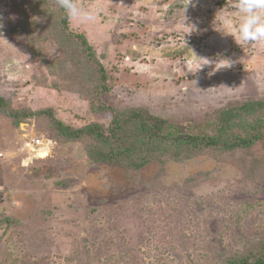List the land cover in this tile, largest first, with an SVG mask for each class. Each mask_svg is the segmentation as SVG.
<instances>
[{
  "label": "rangeland",
  "instance_id": "374dc122",
  "mask_svg": "<svg viewBox=\"0 0 264 264\" xmlns=\"http://www.w3.org/2000/svg\"><path fill=\"white\" fill-rule=\"evenodd\" d=\"M233 2L76 0L94 19H70V28L86 36L102 81L77 72L72 52L61 58L63 34L48 38L40 13L25 16L28 1L22 10L0 0V111L49 110L64 124L107 126L109 109L93 112L92 102L146 108L213 134L217 111L264 103V40L239 45L228 35L221 16L238 20ZM23 24L26 34L17 32ZM43 127L0 114V264H223L264 242V181L250 183L240 169L257 159L264 166L263 140L170 161L151 190L156 163L139 175L94 167L83 144H59ZM191 178L199 184L185 185Z\"/></svg>",
  "mask_w": 264,
  "mask_h": 264
},
{
  "label": "trees",
  "instance_id": "16d2710c",
  "mask_svg": "<svg viewBox=\"0 0 264 264\" xmlns=\"http://www.w3.org/2000/svg\"><path fill=\"white\" fill-rule=\"evenodd\" d=\"M16 1L22 10L25 6L23 1H28L24 8L27 18L40 13L41 17L46 19L43 29L48 38L53 37L51 33L54 37L63 34L61 42L65 41L64 44H68L67 49L71 51L62 50L61 58L72 52L78 59L75 67L77 72L102 81L107 80L105 69L86 36L70 28V19L63 9L58 7L56 0ZM23 22H26L27 28L33 27L27 24V20ZM25 30L23 24L17 32L26 34ZM102 90L107 91L105 87ZM90 105L93 112L100 113L104 109H109L111 118L107 126L100 123H84L80 126L64 124L49 110L9 112V114H5L2 110L3 113L0 111V114L12 119L16 126L32 120L41 123L45 134L59 144L69 142L83 144L87 157L94 167L100 164L118 166L139 175L142 169L156 163L157 172L148 184L151 190L152 185H159L160 178L164 175V168L170 161L182 163L212 152L225 154L230 150L252 146L259 140L264 141V129L261 131L262 127L264 128V103L247 102L217 111L214 115L215 120L210 126L213 134L203 132V129L196 124L175 125L168 119L152 114L146 108L115 110L103 104L95 105L90 102ZM0 106L6 107L7 103L0 100ZM251 116L255 117L254 123L257 124L252 125L249 122L248 118ZM206 128L207 126L204 127ZM223 159L226 157L224 156ZM260 161V159L250 160V165L244 164L240 168L247 173L246 177L243 176L250 183L256 179L264 181V166L259 163ZM198 180L199 178H191L185 185L196 186L199 184ZM223 264H264V242L244 246L243 252L224 257Z\"/></svg>",
  "mask_w": 264,
  "mask_h": 264
},
{
  "label": "clouds",
  "instance_id": "9594fccd",
  "mask_svg": "<svg viewBox=\"0 0 264 264\" xmlns=\"http://www.w3.org/2000/svg\"><path fill=\"white\" fill-rule=\"evenodd\" d=\"M56 3L73 21L87 23L94 19V13L82 8L76 0H56ZM232 7L238 13V20L230 14L221 16V23L228 30V35L233 36L234 33L233 37L239 45L264 40V0H234ZM229 66L228 63L221 67Z\"/></svg>",
  "mask_w": 264,
  "mask_h": 264
},
{
  "label": "built area",
  "instance_id": "2783aa9c",
  "mask_svg": "<svg viewBox=\"0 0 264 264\" xmlns=\"http://www.w3.org/2000/svg\"><path fill=\"white\" fill-rule=\"evenodd\" d=\"M31 144H32L33 146H35V147H37V148H41V149H43V148H44V145H45V143H43V142L40 141V140L33 141Z\"/></svg>",
  "mask_w": 264,
  "mask_h": 264
}]
</instances>
